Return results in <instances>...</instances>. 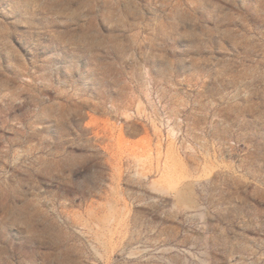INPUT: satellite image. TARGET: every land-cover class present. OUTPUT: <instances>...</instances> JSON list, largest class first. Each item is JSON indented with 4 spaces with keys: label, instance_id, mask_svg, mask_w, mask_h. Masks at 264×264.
Wrapping results in <instances>:
<instances>
[{
    "label": "rangeland",
    "instance_id": "obj_1",
    "mask_svg": "<svg viewBox=\"0 0 264 264\" xmlns=\"http://www.w3.org/2000/svg\"><path fill=\"white\" fill-rule=\"evenodd\" d=\"M0 264H264V0H0Z\"/></svg>",
    "mask_w": 264,
    "mask_h": 264
}]
</instances>
